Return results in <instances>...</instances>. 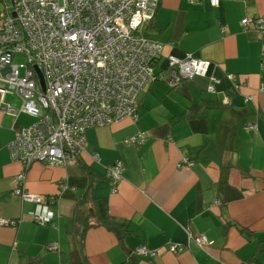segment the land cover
Here are the masks:
<instances>
[{
  "label": "crops",
  "instance_id": "obj_1",
  "mask_svg": "<svg viewBox=\"0 0 264 264\" xmlns=\"http://www.w3.org/2000/svg\"><path fill=\"white\" fill-rule=\"evenodd\" d=\"M8 1L0 0V23ZM263 16L264 0H221L218 7L161 0L155 19L142 27L164 47L155 66L160 78L141 95L138 120L90 130L77 164H34L26 172L29 193L56 198L52 225L35 224L29 214L35 205L13 194L25 169L8 145L14 130L34 120L0 110V219L24 220L18 228L0 227V264H264V34L240 24ZM187 54L211 63L210 76L221 81L215 93L208 92L209 77L169 85L167 58ZM3 102L21 104L12 95ZM139 133L147 137L142 146L124 143ZM116 161L124 172L113 194L106 168ZM80 204L92 210L81 230L96 225L85 238L73 219ZM200 236L209 240L204 248L193 242ZM171 244L186 249L173 254ZM142 246L158 256L139 257Z\"/></svg>",
  "mask_w": 264,
  "mask_h": 264
},
{
  "label": "built area",
  "instance_id": "obj_2",
  "mask_svg": "<svg viewBox=\"0 0 264 264\" xmlns=\"http://www.w3.org/2000/svg\"><path fill=\"white\" fill-rule=\"evenodd\" d=\"M187 1L198 4L204 0ZM208 1L212 7H218L221 0ZM160 5L161 0L7 2L0 23V110L14 118L26 114L34 120L28 127L14 130L15 137L8 150L12 160L25 169L15 178L17 186L13 194L24 203L35 205L29 214L38 226L53 224L56 215L52 205L56 198L29 193L23 186L26 172L34 164L47 167L77 164L86 151V135L90 130L127 119L138 120L141 95L160 78L155 66L164 47L142 32V27L155 19ZM240 24L243 27L254 24L264 34V16L245 18ZM19 56L26 63H17ZM167 63L171 87L196 77H209L208 92L215 93L221 84L218 78L210 76V62L187 54L183 58L169 56ZM261 63L264 68V56ZM228 79L240 89L236 76L230 75ZM6 95L18 97L20 108L4 104ZM146 140V135L139 133L125 138L124 143L138 148ZM93 159L99 162L97 156ZM182 163L189 167L194 164L189 158ZM106 172L115 194L124 165L116 161ZM23 222L22 218H2L0 227L18 228ZM193 242L201 248L209 244L205 236ZM185 249L179 244L167 248L173 254ZM135 251L141 258L158 256L157 251L146 246Z\"/></svg>",
  "mask_w": 264,
  "mask_h": 264
},
{
  "label": "trees",
  "instance_id": "obj_3",
  "mask_svg": "<svg viewBox=\"0 0 264 264\" xmlns=\"http://www.w3.org/2000/svg\"><path fill=\"white\" fill-rule=\"evenodd\" d=\"M83 169L85 170L86 175H87L88 177H90L91 179H96V180H100V179H101V178H100L101 176H99V175H98L94 170H92L90 167H84ZM90 211H92V210H89V211H87V210H83V208H82V204H80V205L76 208L75 213H74V215H73V216H74L73 219L75 220V223H76V225H75L76 234H77L78 236L83 237V238H85L87 230H89V229L93 228L94 226H96V225H90V224H89V225L85 228L84 231L81 230V226H80V224L84 221L85 218L90 217V215H91V212H90ZM83 217H84V218H83ZM81 218H83V219H81Z\"/></svg>",
  "mask_w": 264,
  "mask_h": 264
},
{
  "label": "rangeland",
  "instance_id": "obj_4",
  "mask_svg": "<svg viewBox=\"0 0 264 264\" xmlns=\"http://www.w3.org/2000/svg\"><path fill=\"white\" fill-rule=\"evenodd\" d=\"M16 62L17 63H26V59L23 57V56H19L17 59H16ZM23 74V73H22Z\"/></svg>",
  "mask_w": 264,
  "mask_h": 264
},
{
  "label": "water",
  "instance_id": "obj_5",
  "mask_svg": "<svg viewBox=\"0 0 264 264\" xmlns=\"http://www.w3.org/2000/svg\"><path fill=\"white\" fill-rule=\"evenodd\" d=\"M36 70H37L39 76L42 77V74H41L40 70L37 67H36ZM42 84H43V79H42Z\"/></svg>",
  "mask_w": 264,
  "mask_h": 264
}]
</instances>
